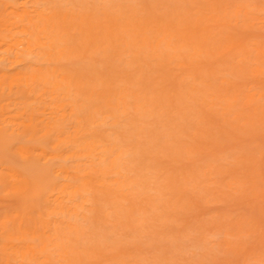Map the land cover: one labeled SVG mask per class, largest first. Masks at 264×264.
I'll return each instance as SVG.
<instances>
[{
	"label": "rangeland",
	"instance_id": "374dc122",
	"mask_svg": "<svg viewBox=\"0 0 264 264\" xmlns=\"http://www.w3.org/2000/svg\"><path fill=\"white\" fill-rule=\"evenodd\" d=\"M9 1L19 13L49 17L57 27L53 50H35V57L17 63L13 72L53 71L61 89L71 84L75 103L99 111L98 118L107 100L125 90L157 97L144 104L145 127L136 129L138 141L131 147L139 151L123 162L92 158L84 144L96 140L99 153L127 140L131 116L116 113L115 105L114 113L103 114L104 124L95 119L92 126L70 111L51 132L40 123L33 131L19 132L10 122L8 128V122L0 124V264H16L3 256L5 245L21 262L24 239L36 245L37 264H137L139 259L149 264H264V105L256 103L249 116L241 117L190 90L202 76L211 79L219 96L264 86V75L255 76L250 67L255 56L264 55V0H122L114 9L117 15L107 17V28L90 24L86 9L94 5L91 0ZM12 10L0 2V28L6 29ZM16 19L28 24L21 15ZM166 29L193 46L201 42L204 51L164 55L163 61L141 51V38L156 40ZM129 32L135 34L132 40ZM31 90L0 89L5 114L0 123L30 103L39 112L52 103L48 92ZM189 105L197 115L187 110ZM20 145L41 165L63 161L72 173L25 171ZM66 183L65 193L91 211L96 237L105 238L102 245L74 229V251L54 249L51 235L60 215L52 208L51 190ZM178 226L199 227L214 240L229 233L235 245L229 249L214 241V253L200 261L184 246L176 259L163 237ZM127 234L134 240L125 241Z\"/></svg>",
	"mask_w": 264,
	"mask_h": 264
},
{
	"label": "bare ground",
	"instance_id": "6f19581e",
	"mask_svg": "<svg viewBox=\"0 0 264 264\" xmlns=\"http://www.w3.org/2000/svg\"><path fill=\"white\" fill-rule=\"evenodd\" d=\"M91 1L94 5L89 6L86 9V16L90 21V24L93 28H98L99 26H105L104 28H107L106 26L108 25H105L107 17L114 18L117 15L114 9L117 5L121 4L122 0ZM0 2L10 5L13 8L12 14H14L13 18L8 20L6 27L7 32L3 27L0 28V89L4 90L5 88L12 89L14 87H27L32 88L31 91L44 90L49 93V96L52 99V103L44 107L42 112H39L38 107L36 108L34 103H30L29 108L26 107L18 109L15 115L6 117L3 121H1L0 124L8 122V125L6 126V128H8L10 122L13 132H19L28 130L33 131L34 127H37L40 123L43 124L45 131L51 132L52 130L61 127L62 122L66 118L67 112L70 111L71 115L74 117L76 116L80 121L88 120L89 124L92 126V124L95 122V119H99L101 122L100 124H104L106 122L107 116L103 117V114L107 112L114 113L111 108L113 105H115L116 113L119 115L129 114V117L131 116L128 120L130 128L128 129L129 135L127 140L115 141L110 146L109 150L102 149V153H95L94 149L98 144L96 140L88 139L84 144L85 147L89 148L88 155L92 158H94L95 155H98V159L100 160L108 157L114 162L128 161L133 156V153L139 151V146H137V151L134 152L132 151L131 147H134L133 143L138 141L137 136L139 133H135L136 129L140 130L145 127L144 124L146 123L147 114H145L143 111L144 104L151 102V100L155 101L154 98H156L157 95L153 93L152 97L147 99L143 96H140L138 93H136L137 95H134L128 90H125L123 93H121L119 98H116L117 100L114 97H110L107 100L108 103L104 106V108H102V112L100 114L101 116L98 118L97 113H99V111H92L87 106L81 107L75 103V101L72 99V94L74 92L71 89V84H68L66 89H61V79L56 76L53 71L33 67L28 70H18L13 72V70L16 68L15 65L20 61L32 60L35 57V55H33L35 50L43 49L48 52L53 50V47H55L57 44V27L55 26L54 21L49 17L37 16L28 10H24L22 13H19L18 9L15 7V4L11 3V1L0 0ZM99 11L101 12V17L96 15V13ZM247 11L249 13H253L252 10L248 9ZM18 15H21L23 18H27L28 24H21L22 20L16 19V16ZM224 25L226 24H223V26ZM134 35L135 34L133 32H129L128 38L132 40ZM4 45L7 46L6 49H3ZM140 47L141 51L146 52L150 56L153 55L155 58H160L162 61L164 55L174 58L180 53L189 55L191 54L192 50H195L196 52L204 51L201 42L193 46L187 42L184 36L178 37L176 33L167 29L162 31L156 40H153L151 36H144L141 38ZM149 50H153V53H149ZM262 64H264V55L259 53L257 56H255L254 63H252L251 66L249 64L248 65L251 67V70L255 76H261L264 75ZM32 65L33 64H31V66ZM248 65H246V67ZM63 79H66V77L62 76V80ZM191 85V93H200L206 98H209L212 103L219 105L224 109H229L241 117L249 116L250 108L256 103L264 105L263 85H255L243 93L238 92L228 96L217 95L213 86V82L208 76H202L199 82L195 81ZM80 91L84 96H86L87 91L84 88ZM187 110L192 115H197L193 106H187ZM2 115L4 116L5 114L0 112V116ZM89 129L91 130V128ZM11 136H13V133ZM4 138L5 141L7 140L6 142L10 141L8 137ZM59 144L60 142L55 140V146H58ZM19 147L20 160L24 162L21 165V168H23L25 171L38 172L42 174H48L51 171L72 173V171L69 170L67 163L63 161H60V163L55 167H53L52 164L41 165L37 158L27 155L22 145ZM50 155L52 158L60 157L56 153H51ZM45 156L47 157V153H45ZM11 174L12 176L16 175L13 170L11 171ZM87 182L88 180L84 179L85 185ZM68 184L70 183H66L61 187L55 186L51 190V197H53L52 208L60 215V219L55 222L54 232L51 235V238L54 249L60 254L62 252L65 254L68 252L72 253L74 251V247L70 238V232L74 229H81L83 231V235L84 232L87 233L90 240L93 242H99L98 245H102L105 242L104 237H96L97 233L93 228L91 211L85 210L84 205L80 206V203H78L75 199H72L70 194L65 193V188ZM127 235V239H122L123 241L134 240L133 235ZM163 238L164 242L172 246L176 259L177 255L179 256L183 253L184 246L187 247V251L196 254L198 256L197 259L200 261L201 259H199V257H206L214 253V241L219 245L227 246L229 249L233 248L235 245V242L229 233L223 234L220 240L216 238L214 240L213 237L203 232V230H201L199 227L194 226H178L174 230L166 232ZM20 248V263H18L16 256H14V253L8 246L5 245L1 249V252L9 263L15 262L16 264H37L39 262L40 253L36 249V245L24 239L20 245ZM137 264L149 263L144 259H139Z\"/></svg>",
	"mask_w": 264,
	"mask_h": 264
}]
</instances>
